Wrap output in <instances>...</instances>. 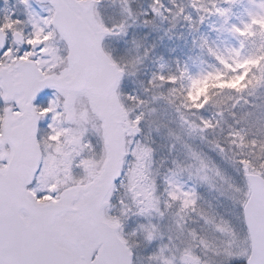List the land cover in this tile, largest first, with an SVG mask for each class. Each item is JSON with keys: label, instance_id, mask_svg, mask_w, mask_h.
Returning a JSON list of instances; mask_svg holds the SVG:
<instances>
[{"label": "snow or ice", "instance_id": "obj_1", "mask_svg": "<svg viewBox=\"0 0 264 264\" xmlns=\"http://www.w3.org/2000/svg\"><path fill=\"white\" fill-rule=\"evenodd\" d=\"M100 2L48 0L44 15L28 12L22 20L12 13L0 18V264H134V246L124 233V221L129 214L163 215L155 181L146 171L151 149L139 142L133 146L126 139L140 133L143 113L130 118L124 101L137 106L145 102L132 95L121 98L118 89L127 65L117 63L102 48L104 38L120 34L124 26L105 25L97 11ZM235 2L219 0L222 6L212 2L209 9L203 0H191L190 6L197 13L216 14L228 24ZM19 3L30 7L29 0ZM161 7V0H152L150 11L158 15ZM184 19L192 23L189 16ZM204 20L199 15L196 22ZM25 25L30 31L25 32ZM262 26L264 15L249 13L246 23L228 28L239 38L258 35L256 54L244 53L243 40L239 48L225 50L228 58L208 47L209 56L220 66L213 73L193 78L186 68H178L179 75L157 72L148 80L149 87L168 86L169 103L176 96L175 85L186 76L191 85L222 79L223 88L237 93L264 87ZM229 58H234L231 63ZM45 90L50 94L43 96ZM193 100L188 91L182 106L199 113L208 107L211 96ZM198 119V124L189 125L193 131L216 127L210 119ZM44 122L46 132L40 135ZM229 136L238 149L264 154V141L246 140L239 131ZM215 149L225 151L219 144ZM240 155L235 163L243 174V187L229 184L235 193L239 230L231 221L201 215L205 224L227 237L225 247L210 248L194 231L189 236L204 252L211 250L231 264H264V158ZM200 168L208 165L201 160ZM211 170L220 175L219 170ZM166 183L165 209L176 205L181 221L189 213L200 215L194 189L185 191L172 179ZM121 189L130 195L131 205L115 196ZM133 207L138 211L133 212ZM138 227L147 240L153 239L154 226ZM166 250L167 246L150 254L149 264H205L192 248L178 249V256L164 259Z\"/></svg>", "mask_w": 264, "mask_h": 264}, {"label": "rangeland", "instance_id": "obj_2", "mask_svg": "<svg viewBox=\"0 0 264 264\" xmlns=\"http://www.w3.org/2000/svg\"><path fill=\"white\" fill-rule=\"evenodd\" d=\"M3 2L4 6L0 9V13L4 14L2 16L15 13L13 18L22 20H26L28 12L44 15L48 8L35 4L33 0H29L28 9H25L19 0H8V2L3 0ZM248 3V0H236L231 7L235 19L241 16L242 9L246 8L247 13L249 12ZM0 4L3 5L1 2ZM151 4L152 0H101L97 5L100 19L105 25L124 26L123 32L105 41L104 48L117 63L127 65L126 75L120 88L123 94L121 98L132 95L145 102L137 106L135 103L124 101L125 107L130 110V118L143 113L140 133L129 139L132 140L133 146L139 142L144 148L151 149V158L145 161L146 171L150 179L155 181L156 195L160 198V211L163 212L162 216L157 212H151L147 216L129 214V218L124 221V233L129 244L134 246V264H149L147 257L165 246L167 250L163 253L164 259H169L173 255L178 256V249L192 248L201 256L205 264H231L223 256L213 255L211 250L204 252L198 247V242L189 236V232L194 231L198 237L204 238L210 248L222 249L226 245L227 237L221 236L211 225L205 224L201 215L212 217L216 221L220 219L231 221L239 230L232 199L235 193L229 188V184L243 187L244 180L235 161L242 158L241 152L243 158L251 160L264 158V154L247 148L238 149L230 142L229 133L239 131L246 140L264 141V87L249 88L241 93L235 90L206 93L205 97L211 96V102L203 112L191 111L185 115L182 111H178L176 106L178 96L174 97L172 103L168 102V86L149 87L148 85L153 73L169 75L156 60L165 54L166 51L161 50L164 45L173 43L168 30L172 25L168 24L161 8L158 15L153 14L150 11ZM258 14L264 15V10H260ZM203 23L205 24L206 21ZM24 30L28 32L30 27L25 25ZM248 38L254 41H251L247 53L256 54L259 36H248ZM173 39L175 41L177 38L173 37ZM200 83L187 86L194 98L192 102H197L201 98L203 87ZM205 89L206 87L204 93ZM232 97H236L233 103L229 100ZM200 116L212 120L216 127L203 133L193 131L189 125L198 124ZM45 132L46 122L41 124L39 134L44 135ZM93 143H96L94 138ZM216 144L224 148V153L216 151ZM201 160L208 165V169L201 170ZM213 168L219 170V176L211 170ZM74 171L79 173L80 170ZM200 176H206L207 179L200 180ZM168 179L182 184L185 191L195 190L200 215L189 213L181 221L176 215V205L165 209ZM115 196L127 199L131 205V197L124 189L118 191ZM132 211L136 212L138 209L133 207ZM178 223L181 225L179 228ZM141 224L155 227L151 241L145 238L146 233L138 227ZM134 231L135 235H132ZM154 264H162V262L156 261Z\"/></svg>", "mask_w": 264, "mask_h": 264}, {"label": "trees", "instance_id": "obj_3", "mask_svg": "<svg viewBox=\"0 0 264 264\" xmlns=\"http://www.w3.org/2000/svg\"><path fill=\"white\" fill-rule=\"evenodd\" d=\"M212 2H216L218 6H222L219 5V0H203V6L211 9ZM161 4L163 5L161 11L165 13L168 24L172 25L168 30L170 31L169 36L173 43H166L164 45L161 50L166 52L160 58H157L156 61L161 65L164 72L168 71L171 75H179L177 69L186 68L188 76L195 78L201 77L206 73H213L220 67L216 64L215 60L209 56L207 52L208 47L218 50L220 53H224L226 58H228V54L225 50L235 47L239 48L241 40H243L244 53L246 55L248 54V48L251 46V41L254 40L248 38V36L243 38L236 37L228 31V28L232 24L239 26L242 23H246L249 13L258 14L259 11L262 10L260 6L264 5V0H252L251 3L249 2L247 9L249 12L247 13L246 8L242 9L239 18L236 17L235 19L233 17V11H231L228 24H224L223 18L216 14L208 15L204 12L197 13L190 6L191 0H161ZM181 8L184 9L183 13L176 15ZM165 9H169L170 11H165ZM199 15L205 16V24L196 22ZM184 16H189L192 23L190 24L186 21ZM173 37L177 39L174 41ZM232 59L234 58H229V63L232 62ZM166 74L167 73H164V75ZM188 76L178 81L175 85L177 89L176 96H178L176 106L178 111H182L185 115L191 112V110L181 106L189 89H187V86H190ZM222 83V79L201 82L200 84L203 88L201 90L200 100L205 98L206 93L214 94L217 91L234 92V90L223 88L221 86ZM205 87L204 93L203 90ZM235 98L236 97H232L229 100L233 103Z\"/></svg>", "mask_w": 264, "mask_h": 264}, {"label": "water", "instance_id": "obj_4", "mask_svg": "<svg viewBox=\"0 0 264 264\" xmlns=\"http://www.w3.org/2000/svg\"><path fill=\"white\" fill-rule=\"evenodd\" d=\"M34 1H36L37 3H39V4H48L49 5V3H48V0H34ZM108 37H111V36H107V37H105L104 38V40L106 39V38H108ZM104 40L102 41V44H103V42H104ZM103 48V47H102ZM104 50V49H103ZM105 52V51H104ZM106 53V52H105ZM46 91V90H45ZM137 136V135H136ZM136 136H134V137H136ZM129 138H133V137H127L126 139H129Z\"/></svg>", "mask_w": 264, "mask_h": 264}, {"label": "flooded vegetation", "instance_id": "obj_5", "mask_svg": "<svg viewBox=\"0 0 264 264\" xmlns=\"http://www.w3.org/2000/svg\"><path fill=\"white\" fill-rule=\"evenodd\" d=\"M0 2L3 4V5H1V4H0V9H1V7H3V6H4V2H3V0H2V1H0ZM2 15H4V14H1V13H0V18H2V17H3ZM5 15H6V14H5ZM10 42H11V37H9V40L6 42V46H7V43H10ZM14 46H15V45H14ZM42 98H43V97H42ZM42 98H41V99H42Z\"/></svg>", "mask_w": 264, "mask_h": 264}]
</instances>
